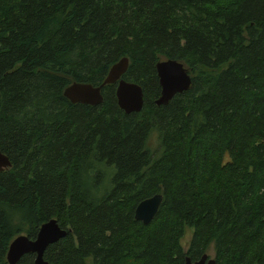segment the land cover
<instances>
[{
    "label": "trees",
    "instance_id": "trees-1",
    "mask_svg": "<svg viewBox=\"0 0 264 264\" xmlns=\"http://www.w3.org/2000/svg\"><path fill=\"white\" fill-rule=\"evenodd\" d=\"M120 58L138 113L117 107L115 84L97 106L62 96ZM167 59L190 84L155 105ZM0 153V264L49 219L65 235L48 264H182L209 250L214 264H264V0H0ZM156 194L152 220H134Z\"/></svg>",
    "mask_w": 264,
    "mask_h": 264
},
{
    "label": "water",
    "instance_id": "water-1",
    "mask_svg": "<svg viewBox=\"0 0 264 264\" xmlns=\"http://www.w3.org/2000/svg\"><path fill=\"white\" fill-rule=\"evenodd\" d=\"M127 67V59L120 58L108 69L106 76L98 86L73 82L65 87L62 96L72 104L97 106L102 102L100 90L103 86L115 84L114 96L117 107L125 114L138 113L142 108L143 97L141 88L135 83H129L120 77ZM154 70L160 88L159 96L154 100L155 105L166 104L176 93L188 89L190 77L183 64L174 60H160L154 64ZM10 167L7 158L0 153V171ZM161 196L156 194L136 204L133 218L143 225L148 224L155 215ZM65 231L59 228L55 219H49L39 225L33 239L18 235L8 244L6 264H16L25 254H33V264H48L42 259V254L48 245L64 237ZM213 258L202 254L197 260L191 261L184 257L182 264H214Z\"/></svg>",
    "mask_w": 264,
    "mask_h": 264
},
{
    "label": "rangeland",
    "instance_id": "rangeland-1",
    "mask_svg": "<svg viewBox=\"0 0 264 264\" xmlns=\"http://www.w3.org/2000/svg\"><path fill=\"white\" fill-rule=\"evenodd\" d=\"M154 134H152L151 137L148 140V147H149L150 150L157 149V139H156V136ZM207 256H208V258H212V252H211V250H209L207 252Z\"/></svg>",
    "mask_w": 264,
    "mask_h": 264
}]
</instances>
